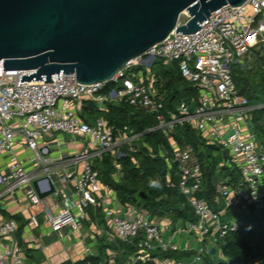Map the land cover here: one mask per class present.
Masks as SVG:
<instances>
[{
    "label": "built area",
    "instance_id": "2783aa9c",
    "mask_svg": "<svg viewBox=\"0 0 264 264\" xmlns=\"http://www.w3.org/2000/svg\"><path fill=\"white\" fill-rule=\"evenodd\" d=\"M210 17L201 22L198 31L186 34L175 30L144 55L130 60L110 80L117 85L107 93L103 92L106 83L78 84L76 73L61 72V79L54 74L51 81H22L21 76L32 71L4 70L0 64V264H29L27 250L17 235L19 221L6 216V211L13 215L22 212L27 230L40 229L39 237L26 241L42 247L44 235L55 233L64 240L81 233L80 221L88 217V209L101 206L105 234L135 247L121 262L119 253L112 251L106 264H203L204 255L214 247L218 252L221 239L239 226L238 221L223 219L226 212H242L251 204L264 207V144L252 123L254 111L264 104L252 103L234 77L235 66L264 42V0L228 4ZM158 59L165 64L178 62L182 74L198 89L195 104L184 100L179 112L170 113L169 118L159 97L157 76L148 71ZM121 98L155 113L157 128L166 134L178 124L192 123L210 142L228 151L225 163L238 168L241 180L219 184L222 209L213 208L199 196L204 175L193 147L176 144L170 161L179 166V187L197 220L177 227L169 218L152 217L136 204L121 203L117 192L101 180L95 165L104 153H114L120 138L123 145L136 150L133 141L139 135L123 131L116 135L105 118L90 122L82 116L86 99L105 109L107 101ZM119 152L125 154L122 149ZM51 184L54 191L42 197ZM67 188L70 194L60 200ZM168 233L172 236L167 237ZM182 234L197 235L199 243L179 244L174 238ZM158 251H193V256L162 257Z\"/></svg>",
    "mask_w": 264,
    "mask_h": 264
},
{
    "label": "trees",
    "instance_id": "16d2710c",
    "mask_svg": "<svg viewBox=\"0 0 264 264\" xmlns=\"http://www.w3.org/2000/svg\"><path fill=\"white\" fill-rule=\"evenodd\" d=\"M159 67L156 85L159 97L164 101V112L169 118L170 113L179 112L180 104L185 100L192 106L195 104L198 89L181 72L178 62L165 64L158 59L154 63ZM153 66V68H154ZM242 71L235 68L236 83L244 95L252 103L264 102V89L257 91ZM246 73V72H245ZM246 75V74H245ZM247 77V76H246ZM264 81V76H263ZM109 81L103 92H109L116 87ZM264 107L253 113L257 135L264 136ZM82 116L92 122L99 117L105 118L115 128V134L120 131L128 135L138 134L133 141L136 150L124 145L125 154L116 158L111 151L104 153L103 159L96 162L101 180L111 186L118 194L122 204H136L147 210L152 217L169 218L177 226L180 221H196L197 216L187 197L179 187L180 172L176 162L170 161L173 144L179 147L192 146L203 170V185L199 193L213 208L223 207V199L218 186L223 181L238 184L241 175L237 167H231L225 162L229 159L228 151L217 143L210 142L192 123L178 124L170 134L157 128L158 120L155 113L145 108L135 106L127 98L107 101L106 108L86 99ZM155 184H152V182ZM141 192L143 194L141 195ZM137 196V200L133 197ZM102 207H97L99 216ZM242 219L235 231L221 239L220 252L204 255L203 264H264V207L255 204L243 209ZM104 219V218H103ZM99 255H89L80 264L93 261L95 264H106L112 249L119 253L118 261H123L134 253L132 244L121 240L111 242L102 239L99 242ZM162 257L172 256L177 259L191 258L193 251L156 252ZM72 261L63 264H71ZM144 264H155L152 261Z\"/></svg>",
    "mask_w": 264,
    "mask_h": 264
},
{
    "label": "water",
    "instance_id": "95a60500",
    "mask_svg": "<svg viewBox=\"0 0 264 264\" xmlns=\"http://www.w3.org/2000/svg\"><path fill=\"white\" fill-rule=\"evenodd\" d=\"M247 1L0 0V64L32 71L22 81L61 79L63 72L76 73L81 85L108 83L173 31L194 33L213 11ZM185 11L190 18L180 22ZM53 191L51 184L41 196Z\"/></svg>",
    "mask_w": 264,
    "mask_h": 264
},
{
    "label": "crops",
    "instance_id": "0c3cea01",
    "mask_svg": "<svg viewBox=\"0 0 264 264\" xmlns=\"http://www.w3.org/2000/svg\"><path fill=\"white\" fill-rule=\"evenodd\" d=\"M66 138L70 139L71 136L67 135ZM102 159L103 157L97 162L101 161ZM70 192L71 189L69 188L63 189L59 199L61 200L66 195H69ZM101 213L103 215L102 210ZM4 214L6 216H14L18 219L20 226L17 235L22 242L23 247L27 250L29 264L35 262L40 264H63L64 262L71 260H75L76 262L81 261L86 256L100 254L99 242H101L102 239L105 240V242L113 241L105 234L106 225L103 219L104 216H99V212H97V207L95 206L90 207L88 209V217L85 220L80 221L81 233L73 234V236L64 240H60L55 233L44 235L41 238L42 247H40V244L33 245V243L29 244L26 241L27 238L32 240L36 237H39L41 232L38 228L32 229L30 231L27 230V227H29L28 221L22 212H17L15 215H13L12 213L6 211ZM182 222L183 221H180L178 225L181 226L183 224ZM25 230L27 232L24 233ZM102 232H104L103 235H101ZM166 236L170 237L172 234L168 233ZM187 236L188 235L186 234H182L179 237L176 236L174 239L179 244L185 245V243H187ZM181 238L182 241L180 240ZM88 247L91 248L90 251L87 250ZM39 249L43 250L42 252L37 253V250ZM112 251V249L108 250L109 253Z\"/></svg>",
    "mask_w": 264,
    "mask_h": 264
},
{
    "label": "rangeland",
    "instance_id": "374dc122",
    "mask_svg": "<svg viewBox=\"0 0 264 264\" xmlns=\"http://www.w3.org/2000/svg\"><path fill=\"white\" fill-rule=\"evenodd\" d=\"M189 18H190L189 13L187 11H185L184 13H182V15L180 17V22H185ZM153 66L151 68H149L148 71H150V72L153 71L154 73H157L159 67L157 66V64L154 66V68H153ZM235 68L242 71L241 72L242 76H245L244 78H246V79L248 78L247 80L251 84L254 85V89L256 88L257 91H261L262 89H264V81H263V76H264V42H260L256 47H254L251 50V52H249L244 58H242V64L235 66ZM142 70H145V69H142ZM255 104H264V102H259V103H255ZM263 116H264V113H263ZM252 123H253V127L255 128V131H256V124L254 121H252ZM258 139L261 143L264 144V136L263 135L260 137L258 136ZM124 142L125 141H123L120 138L119 143L115 146V148H113L114 154H116V157L123 156L119 152V150L124 148L123 147ZM122 151H124V150H122ZM222 208L223 207H221L219 209H222ZM242 215H243V212L229 211L223 215V219L226 221H231V220L240 221L242 219ZM182 223L187 224L188 221H186L185 223L184 222H182ZM179 226L180 225H177V227H179ZM197 237L198 236L195 234L194 235L189 234L186 238L187 243L197 245V243H199V240ZM180 240L182 241V238ZM42 250L43 249L37 250V253L42 252ZM218 252H220V254H221L220 249Z\"/></svg>",
    "mask_w": 264,
    "mask_h": 264
}]
</instances>
